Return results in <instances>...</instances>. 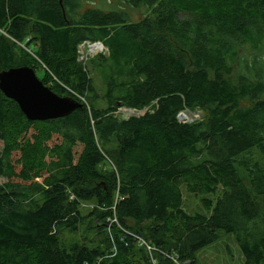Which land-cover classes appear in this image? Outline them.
<instances>
[{
    "label": "trees",
    "instance_id": "16d2710c",
    "mask_svg": "<svg viewBox=\"0 0 264 264\" xmlns=\"http://www.w3.org/2000/svg\"><path fill=\"white\" fill-rule=\"evenodd\" d=\"M97 42L102 96L78 61ZM19 66L81 108L29 122L0 92V264H152L133 236L199 264L220 233L264 264V0H0V72Z\"/></svg>",
    "mask_w": 264,
    "mask_h": 264
},
{
    "label": "rangeland",
    "instance_id": "374dc122",
    "mask_svg": "<svg viewBox=\"0 0 264 264\" xmlns=\"http://www.w3.org/2000/svg\"><path fill=\"white\" fill-rule=\"evenodd\" d=\"M147 14V11L143 10V16ZM100 43V42H97ZM96 44V43H95ZM101 50H99V47H96L95 51L90 50V47L86 44L83 46L81 44L78 47V53H79V59L78 61L81 63V65L85 66L86 69L90 72V77L92 78L94 82V86L97 89L98 95L102 96L104 93V85L102 82L101 75H99L97 72L92 70L91 66L89 65L91 59H96L101 55H108L107 49L104 48V46L101 44ZM98 50V51H97ZM37 75L39 78L42 77L41 71L39 69L36 70ZM49 85V84H48ZM83 103H86L83 100ZM98 105L100 107H104L105 104L103 100H99ZM148 108H144L142 110H130L126 108H119L117 110V116L119 118H129V117H139L143 115ZM202 117V112L200 110H195L194 112H183L179 114V118L183 122H193L194 120H198ZM2 142H0V151L2 149ZM105 170L104 165L101 166V169ZM37 182H41L40 179L36 180ZM6 182V179L0 176V186ZM182 190V196H183V208L186 213L188 214H196V213H205V209L202 206L201 199L203 196H194L191 193H188L184 186L181 187ZM219 195V192L215 195H209L207 198L214 201L216 197ZM39 197V196H38ZM262 209L264 210V200L261 201ZM95 205L91 203H83L82 204V212L85 215L89 210H93ZM85 229V228H83ZM91 236L88 235L85 231L79 230L76 236L73 234L67 233L66 231L61 232V240L63 242L68 241H77V242H89V238ZM197 261L199 264H243V258L242 255L239 252L237 243L235 242V237L233 235H228L225 233H220V238L218 241L214 242L210 246L204 248L201 250L197 255Z\"/></svg>",
    "mask_w": 264,
    "mask_h": 264
},
{
    "label": "water",
    "instance_id": "95a60500",
    "mask_svg": "<svg viewBox=\"0 0 264 264\" xmlns=\"http://www.w3.org/2000/svg\"><path fill=\"white\" fill-rule=\"evenodd\" d=\"M101 46V43H96ZM0 92L17 104L29 122H45L69 116L81 108L70 97H61L45 86L29 66H19L0 72Z\"/></svg>",
    "mask_w": 264,
    "mask_h": 264
},
{
    "label": "built area",
    "instance_id": "2783aa9c",
    "mask_svg": "<svg viewBox=\"0 0 264 264\" xmlns=\"http://www.w3.org/2000/svg\"><path fill=\"white\" fill-rule=\"evenodd\" d=\"M85 45L86 44H83V46H85ZM87 45L90 47V50H94L93 47H95V46H99L100 50L102 48L98 44H87ZM111 222L118 224L116 219H112ZM133 237L136 239L137 245L139 247L143 248L146 251V253L148 254V256H149V258H150V260L152 262V264H158L157 259L155 257L157 253L161 254L163 258L169 260V262L171 264H192V263H190L188 261H180V259L178 258V256L176 254H167L165 252H162V251L156 249L153 245H151L149 242H147L143 238L136 237V236H133ZM113 251L115 252V247L114 246H113Z\"/></svg>",
    "mask_w": 264,
    "mask_h": 264
},
{
    "label": "bare ground",
    "instance_id": "6f19581e",
    "mask_svg": "<svg viewBox=\"0 0 264 264\" xmlns=\"http://www.w3.org/2000/svg\"><path fill=\"white\" fill-rule=\"evenodd\" d=\"M96 47H99V46H95V47H93V48H94V51H95ZM99 50H100V48H99ZM97 51H98V50H97Z\"/></svg>",
    "mask_w": 264,
    "mask_h": 264
},
{
    "label": "crops",
    "instance_id": "0c3cea01",
    "mask_svg": "<svg viewBox=\"0 0 264 264\" xmlns=\"http://www.w3.org/2000/svg\"><path fill=\"white\" fill-rule=\"evenodd\" d=\"M157 255V254H156ZM156 257V256H155ZM157 259V258H156Z\"/></svg>",
    "mask_w": 264,
    "mask_h": 264
}]
</instances>
